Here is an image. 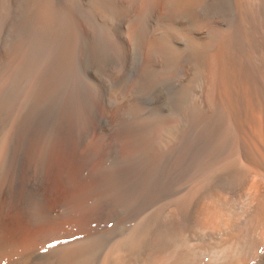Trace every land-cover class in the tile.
Segmentation results:
<instances>
[{
	"label": "bare ground",
	"instance_id": "bare-ground-1",
	"mask_svg": "<svg viewBox=\"0 0 264 264\" xmlns=\"http://www.w3.org/2000/svg\"><path fill=\"white\" fill-rule=\"evenodd\" d=\"M27 1L49 54L96 41L124 86L107 130L51 140L27 183L11 184L3 155L8 106L0 264H264V0ZM2 63L0 89L28 73L22 57Z\"/></svg>",
	"mask_w": 264,
	"mask_h": 264
},
{
	"label": "rangeland",
	"instance_id": "rangeland-1",
	"mask_svg": "<svg viewBox=\"0 0 264 264\" xmlns=\"http://www.w3.org/2000/svg\"><path fill=\"white\" fill-rule=\"evenodd\" d=\"M21 1L22 3H20ZM17 2L0 0V74L2 62L10 54L11 59L22 57L28 65L26 77L18 72L11 78L13 87L8 85L0 89V132L5 124L6 117L4 118V116H6L8 106H11V117L16 118L11 134V142L5 146L3 152V155L8 152L11 156L8 155L11 164H9L11 184L13 181L27 183L30 180L28 178L39 171L41 166L42 168L48 166L53 151V146H49L51 140L59 138L69 144L78 135H89L93 127L107 130L110 122V108L113 106L110 97L119 95L120 98L124 86L119 72V60L99 57V50L102 49L96 41H82L66 60H62L57 55V47H53L49 54V51L38 41L39 39L34 40L31 37L30 27L28 26V1L17 0ZM15 17L16 19H14ZM7 36L11 37V41H8ZM7 41L11 42V45ZM4 43L5 48L3 47ZM7 47L11 48L8 49ZM114 69L116 73L113 72ZM15 77H18L16 78L17 81ZM38 77L39 79L36 80ZM13 79L15 82H13ZM110 83L112 84L110 85ZM28 89H32V92L27 97L25 105L22 106L21 102ZM111 91L113 95H111ZM116 120L119 121V117H116ZM12 142L14 147L11 145ZM32 142L39 143L34 151L29 147ZM41 142L43 145H41ZM9 147L10 149L14 148L11 150L12 153ZM30 153L32 158L29 159L27 155ZM59 158L63 167L66 163V155L62 154ZM27 167H30L29 174L25 173L23 175ZM19 172H21V175ZM56 189L61 194L67 192V188L61 185L57 186Z\"/></svg>",
	"mask_w": 264,
	"mask_h": 264
},
{
	"label": "snow or ice",
	"instance_id": "snow-or-ice-1",
	"mask_svg": "<svg viewBox=\"0 0 264 264\" xmlns=\"http://www.w3.org/2000/svg\"><path fill=\"white\" fill-rule=\"evenodd\" d=\"M53 245H49V247H52ZM47 249H44L43 251H46Z\"/></svg>",
	"mask_w": 264,
	"mask_h": 264
}]
</instances>
